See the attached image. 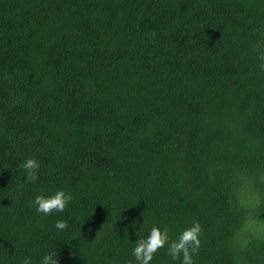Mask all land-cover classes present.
<instances>
[{"label": "trees", "instance_id": "obj_1", "mask_svg": "<svg viewBox=\"0 0 264 264\" xmlns=\"http://www.w3.org/2000/svg\"><path fill=\"white\" fill-rule=\"evenodd\" d=\"M261 57L264 0H0V264H137L193 222L194 264H264Z\"/></svg>", "mask_w": 264, "mask_h": 264}, {"label": "clouds", "instance_id": "obj_2", "mask_svg": "<svg viewBox=\"0 0 264 264\" xmlns=\"http://www.w3.org/2000/svg\"><path fill=\"white\" fill-rule=\"evenodd\" d=\"M264 59V57H261ZM264 70V63L259 66ZM20 167L27 173L26 182H35L38 179V169L40 167L35 158H29L24 161ZM71 193H66L63 190H57L50 196L38 195L35 197L33 204L36 206V211L44 215H50L53 212H63L67 205L72 200ZM66 221H57L55 227L58 230L67 228ZM201 228L198 222H193V225L180 233L176 239L172 240L169 236L168 229L161 230L157 226H153L150 234L146 238L136 240L133 248V256L137 264H150L154 255L161 249L167 246V255L174 261H181V264H194L193 256L198 253L200 240L198 236ZM56 253L46 254L40 264H58L55 258ZM23 264H31L30 260L25 259Z\"/></svg>", "mask_w": 264, "mask_h": 264}, {"label": "rangeland", "instance_id": "obj_3", "mask_svg": "<svg viewBox=\"0 0 264 264\" xmlns=\"http://www.w3.org/2000/svg\"><path fill=\"white\" fill-rule=\"evenodd\" d=\"M246 194L248 195L249 194V191H246Z\"/></svg>", "mask_w": 264, "mask_h": 264}]
</instances>
